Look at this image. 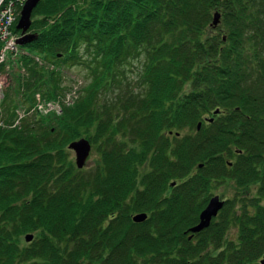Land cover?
Wrapping results in <instances>:
<instances>
[{
	"label": "trees",
	"instance_id": "obj_1",
	"mask_svg": "<svg viewBox=\"0 0 264 264\" xmlns=\"http://www.w3.org/2000/svg\"><path fill=\"white\" fill-rule=\"evenodd\" d=\"M32 19L0 102V264H262L264 0H42ZM79 66L77 104L11 127ZM80 128L90 170L68 153ZM228 180L237 197L190 239Z\"/></svg>",
	"mask_w": 264,
	"mask_h": 264
},
{
	"label": "water",
	"instance_id": "obj_2",
	"mask_svg": "<svg viewBox=\"0 0 264 264\" xmlns=\"http://www.w3.org/2000/svg\"><path fill=\"white\" fill-rule=\"evenodd\" d=\"M42 0H27L22 11L21 16L17 25V30L21 31V38L17 41L20 46H25L36 38V35L30 33V29L32 27V15L34 10L37 8L39 3ZM221 15L216 13L213 18V27H217L220 24ZM219 111H216L215 114H218ZM212 121V119L210 120ZM201 127V123L198 125V130ZM172 134V132H171ZM71 151L75 153V164L77 169L82 170L85 168L86 163L92 152V145L90 141L85 138H82L78 141H74L70 143L68 147ZM202 167V165H201ZM176 185L175 182L171 184L172 187ZM225 201H222L219 196H214L210 199L207 207L201 212L199 223L190 229V232L194 234H198L208 229L213 221L219 214V212L224 208ZM148 218L146 213H139L132 217V220L136 224L144 223ZM34 239L33 235H26V242L30 243ZM262 264H264V257L262 260Z\"/></svg>",
	"mask_w": 264,
	"mask_h": 264
},
{
	"label": "rangeland",
	"instance_id": "obj_3",
	"mask_svg": "<svg viewBox=\"0 0 264 264\" xmlns=\"http://www.w3.org/2000/svg\"><path fill=\"white\" fill-rule=\"evenodd\" d=\"M11 69L6 68L7 74H3V75L0 76V84L3 87V92H6V90H8V88L14 83L13 77L8 75V72H10V70L13 71V73H17V74H19V73L22 74L23 73L22 68H20L17 63L15 65H13L11 67ZM64 72H65V75H66V77H65V86L68 85V82L70 81L72 76L79 77V78H81V79H83L85 81L86 85L88 84V80L85 79L86 78V68L85 67L79 66V67L64 68ZM134 72H135V69H134ZM27 75L28 74H26V76ZM2 87H1V89H2ZM80 98H82V97H80ZM78 101H80V100L78 99L75 102V104H77ZM201 125H202V123H201ZM79 131H80L79 135H78V137L76 138L75 141H78V140H80L82 138H85L88 141H90V137L89 136L91 134L94 135V133H95V130H93V129L91 130V132H89L90 134L87 132V130L85 128H80ZM91 144H92V152H91V155H90V157H89V159H88V161L86 163V169H88V170L94 168L95 165H96V161L99 160V153H98V150H97L98 145H95L93 143H91ZM68 153L70 154V160L73 162L74 166L76 167V164H75V153L73 151H70ZM171 184H170V186H171ZM236 189L239 190L236 187L234 181H231V180H228V181L223 182V183H215L214 186H213L211 198L213 196L218 195V196H220V198L222 200L233 201L235 199V197H237L236 196V191H237ZM240 191L242 192V190H240ZM238 207H240L239 203H238ZM137 214H139V213H137ZM231 233L235 234L236 233V228L232 227L231 228ZM25 236L26 235L22 236L23 244H26ZM234 236L235 235H233V237ZM262 260H263V257L260 258V262L261 263H262Z\"/></svg>",
	"mask_w": 264,
	"mask_h": 264
},
{
	"label": "built area",
	"instance_id": "obj_4",
	"mask_svg": "<svg viewBox=\"0 0 264 264\" xmlns=\"http://www.w3.org/2000/svg\"><path fill=\"white\" fill-rule=\"evenodd\" d=\"M23 3L25 0H18ZM12 4L5 10L0 12V65L3 64L10 53L17 52L16 40L17 36L12 32V26L15 22V15L12 10ZM81 83L75 84L72 91L67 95L65 103L70 105L78 97V91ZM36 109L44 114H47L51 110H59L57 104H48L47 106L44 103H38ZM25 116L24 112H19V117L16 122L18 124L20 120ZM2 122H0V126Z\"/></svg>",
	"mask_w": 264,
	"mask_h": 264
},
{
	"label": "bare ground",
	"instance_id": "obj_5",
	"mask_svg": "<svg viewBox=\"0 0 264 264\" xmlns=\"http://www.w3.org/2000/svg\"><path fill=\"white\" fill-rule=\"evenodd\" d=\"M8 2L10 4H22L25 5V3L27 2V0H25L23 3L19 2L18 0H8ZM2 4V1H0V5Z\"/></svg>",
	"mask_w": 264,
	"mask_h": 264
}]
</instances>
